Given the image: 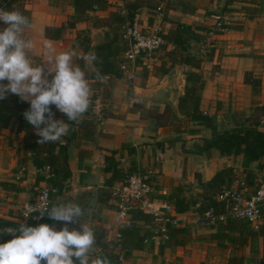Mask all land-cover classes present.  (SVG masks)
<instances>
[{
	"label": "crops",
	"instance_id": "crops-1",
	"mask_svg": "<svg viewBox=\"0 0 264 264\" xmlns=\"http://www.w3.org/2000/svg\"><path fill=\"white\" fill-rule=\"evenodd\" d=\"M20 2L30 14V27L22 35L33 44L29 53L32 64L44 65L49 56L75 52L73 64L84 70L92 96L99 77L92 75L95 71L92 61L78 57L93 52V49L85 50L83 44L96 46L92 45L94 35L101 36V31L107 30L99 20L114 11L118 0H108L106 9L90 11L86 20L67 28L56 40L45 37V27L66 23L75 13L73 1ZM160 3L161 18L151 14L154 7L142 8L147 22L157 25L163 34L170 32L176 23L203 28L198 31V39L190 40L188 49L194 56L207 51L201 56L203 61L198 70L204 80L200 111L211 117L219 132L242 123L243 117H258L257 121L264 126V0H160ZM217 18L225 21V31L212 38V46L204 51L201 36ZM45 41L53 45L54 51L43 47ZM125 48V42L118 41L119 58ZM166 48L170 50L173 45L168 43ZM162 59L168 60L166 55ZM166 67V73L159 67L112 77L105 92L103 116L88 131L79 122L89 118V109L78 121L70 122L58 111L56 119L68 125L67 133L59 141L69 139L71 177L60 194L51 196V202L58 204L64 192V203L87 208L79 219L87 218L95 236H102L107 242L115 240L120 226L114 200L107 194L121 180L114 179L112 171H104L105 156L114 152L113 159L117 162L114 168L121 172L128 171L133 161L138 170L153 171V196L174 205L178 223L172 227L186 230L178 236L182 243L153 237L142 249L128 251L115 264H248L252 251L257 253L253 264H264V260L260 261L264 257V219L259 229L235 218L213 228L198 226L193 220L195 204L203 203L208 183L217 171L230 168L231 177L223 186L240 176L246 179L250 192L257 179L264 178V169L257 161L245 162L241 155H222L214 147L207 148L213 131L203 121L180 123L184 116L178 111V98L184 93L185 72L193 68L185 64L170 65V62ZM247 74L259 83L255 86L247 82ZM168 117H174L175 124ZM23 137L24 132L18 133L12 122L0 131V218L18 223L23 204L46 185L36 175H47L46 170H37L31 153L24 151ZM99 250L95 245L89 249L93 264H98Z\"/></svg>",
	"mask_w": 264,
	"mask_h": 264
},
{
	"label": "trees",
	"instance_id": "trees-1",
	"mask_svg": "<svg viewBox=\"0 0 264 264\" xmlns=\"http://www.w3.org/2000/svg\"><path fill=\"white\" fill-rule=\"evenodd\" d=\"M21 0H0V5H5L8 11L18 10L27 16L30 20L29 10L25 9L20 2ZM75 6V13L72 17L60 26H46L44 35L48 39H59L67 28L75 27L77 22L84 21L88 18V13L95 10H103L107 8L108 0H72ZM17 3L14 7L13 4ZM160 0H128L125 3L127 9L126 14H121L117 11H111L108 16L101 18L102 26L107 27L104 32L105 39L94 47L90 44H83L85 50L93 49L97 55V61L93 62L95 71L92 73L93 77L99 75L109 74L111 76L120 77L123 72L119 68L121 58L118 53V38H121V28L126 21L132 19L134 11L139 7H156ZM96 6V8H94ZM198 29V30H196ZM201 26H190L181 23H176L174 27L164 34L168 43L173 45V48L166 52L167 61L160 66L162 73L168 72L166 67L167 62L170 65L185 64L193 69L185 72L186 85L184 93L178 98V111L188 121H203L213 131V135L207 143V148L214 147L219 150L222 155H241L245 162L257 161L260 168L264 169V128L262 129L260 122H252L246 119L244 123H240L233 128L219 132L217 126L209 115L203 113L199 109V100L201 90L204 85V80L198 72L201 66V58L190 54L188 51L189 43L192 39L200 37L199 30ZM92 53V52H91ZM195 69V70H194ZM251 75H246V81L252 85H257L259 82L255 79H250ZM30 107L29 102L21 101L19 96L15 94H7L5 99L0 100V131L6 128L9 123H14L18 133L24 132L23 148L24 151L31 153L32 162L37 170H47V175H36L37 180H45L49 187L56 188L55 194H60L65 188V182L71 177V171L68 166V138L66 142H54L38 144V137L34 127L29 124L23 117V112ZM55 113L56 119L58 110L54 105L51 106ZM47 115V114H45ZM65 121L70 122L67 118ZM94 119L83 118L80 124L88 131L94 125ZM134 150H132L133 153ZM111 155L105 156L106 165L104 171H112L114 179L121 180V171L114 168L117 162ZM23 165V164H22ZM21 165V166H22ZM135 162H131L127 175L133 172H138ZM232 170L224 168L215 173L208 183V190L203 204L215 203V195L219 192L222 186L229 181ZM124 179V178H123ZM54 203L51 202V206ZM132 223L129 226L118 228V235L116 240L107 242L103 240L102 236H95L99 253L96 256V261L104 262L106 264H115L125 257L128 251L134 249H142L144 244L152 239L154 233L152 229L145 228V225L153 226V217L150 214L143 213L140 210L132 212ZM52 220L45 215L39 222H28L29 226H37L41 223L50 224ZM246 222V221H244ZM143 223V224H140ZM18 222L3 220L0 218V243L7 242L13 236L5 232V229H17ZM186 233L184 228L170 227L168 230V240L176 239V243H182L183 240L178 236ZM17 235L19 233L17 232ZM91 259V258H90ZM92 261V259H91ZM242 258L240 259V263ZM43 264V262H42Z\"/></svg>",
	"mask_w": 264,
	"mask_h": 264
},
{
	"label": "clouds",
	"instance_id": "clouds-1",
	"mask_svg": "<svg viewBox=\"0 0 264 264\" xmlns=\"http://www.w3.org/2000/svg\"><path fill=\"white\" fill-rule=\"evenodd\" d=\"M0 22L7 25L0 30V100L10 93L29 102L30 107L23 112V117L34 127L39 138L37 143L57 142L67 133L68 125L54 118L51 106L65 114L68 121H78L90 106L86 74L79 65L73 64L77 54L65 51L49 56L47 64L33 65L29 58L33 44L22 35L24 29L30 27L29 18L18 10L0 9ZM43 47L54 51L48 41ZM78 59L95 62L98 57L92 52ZM53 63L54 67L51 66ZM37 211L39 217L36 219L47 215L65 226L56 230L47 223L37 226L23 223L17 229H7L5 232L13 238L0 243V264H93L88 254L95 242L92 229L83 223L78 229L69 230L68 227V224L79 223V218L84 215L78 204L69 202L29 208L24 215L28 217ZM98 264H106V261Z\"/></svg>",
	"mask_w": 264,
	"mask_h": 264
},
{
	"label": "built area",
	"instance_id": "built-area-1",
	"mask_svg": "<svg viewBox=\"0 0 264 264\" xmlns=\"http://www.w3.org/2000/svg\"><path fill=\"white\" fill-rule=\"evenodd\" d=\"M128 0H118L114 11L126 14L125 3ZM96 8V6H94ZM0 9L8 11L5 5ZM151 14L161 18L163 16V5L158 3L151 9ZM3 22H0V27ZM225 21L221 18L213 23L207 30L209 43L217 34L225 31ZM121 39L125 42L126 48L119 63L120 70L133 75L139 71H151L159 63L157 51L167 45L164 34L157 25H150L143 17V8L139 7L134 11L132 19L125 22L121 28ZM36 65H42L41 62ZM113 76L104 74L99 76V82L95 92L90 96L89 112L94 121L103 116L105 92L108 83ZM24 166L20 167V171ZM47 172V170H46ZM154 173L152 170L133 172L128 174L112 190V198L115 204L116 218L119 226L125 227L132 223V212L140 210L143 213L152 215L154 224L153 237L168 239V230L178 223L177 212L171 202L160 200L153 196ZM254 188L248 191V183L244 177L235 176L215 195V203L195 204L193 220L196 225L213 228L219 224L228 222L230 219L246 221L254 229H259L264 219V178H258ZM56 193V188L47 184L37 189L34 198L20 209L19 225L28 222H39V212H33L28 217L24 215L29 208H40L51 205V196ZM119 227V228H120ZM152 237V238H153Z\"/></svg>",
	"mask_w": 264,
	"mask_h": 264
},
{
	"label": "rangeland",
	"instance_id": "rangeland-1",
	"mask_svg": "<svg viewBox=\"0 0 264 264\" xmlns=\"http://www.w3.org/2000/svg\"><path fill=\"white\" fill-rule=\"evenodd\" d=\"M3 26H4V23H3ZM3 26L2 27H0V28H3ZM212 26V25H211ZM210 28V27H209ZM209 28H207L206 29V31L204 32V35H202L201 36V39H200V44L202 45V49H204V51H206L207 50V48H209V47H211V45H209V44H211V41H210V43H209V35L206 33L207 32V30H209ZM102 33H101V36H103V38H105V36H104V32L103 31H101ZM119 40L121 39V38H118ZM120 41H122V39L120 40ZM166 46L167 45H165V46H163L160 50H158L157 51V57H158V59H159V61H160V64L159 65H156L154 68H153V70H157V68H159L163 63V60H165V59H162V58H165V55H166V52H167V50H168V48H166ZM171 49V48H170ZM207 53V51L206 52H202V51H199V54L197 55V57H199V58H201V64H202V61H203V58L201 57V56H204L205 54ZM152 71V70H151ZM260 112V111H259ZM171 114V113H170ZM171 116V115H170ZM257 116V115H256ZM171 120V123H174L175 124V120H174V117H168V120ZM241 119H244V121L242 122V123H244L245 122V120L246 119H250L252 122H256L257 121V119H258V117H251V118H245V117H243V118H241ZM180 123L182 124V125H184V124H188V120L184 117V118H181L180 119ZM127 172L128 171H125V172H122L121 173V181L123 180V178H126V176H127ZM120 181V182H121ZM112 189V188H111ZM107 196L108 197H112V190H110V188L108 189V194H107ZM98 197H100V195L98 196ZM114 206H115V204H114ZM115 238V237H114ZM233 238H235L234 236H233ZM116 240V239H115ZM114 241V240H113ZM263 256H264V254H263ZM255 259H257V253H254V251H252L251 253H250V257H249V262H248V264H253V261L255 260ZM262 260H264V257H262L261 259H260V261L262 262Z\"/></svg>",
	"mask_w": 264,
	"mask_h": 264
},
{
	"label": "water",
	"instance_id": "water-1",
	"mask_svg": "<svg viewBox=\"0 0 264 264\" xmlns=\"http://www.w3.org/2000/svg\"><path fill=\"white\" fill-rule=\"evenodd\" d=\"M103 40V38L100 36V34L98 33V34H96V35H94V37H93V43H92V45H97V44H99L101 41ZM65 193L63 192L62 194H61V196H60V198H59V203H64V198H65V195H64ZM71 203H73V202H71ZM86 211H87V208L85 209ZM84 210V211H85ZM87 218H85V219H79V223H77L78 225L80 224V223H83V224H87V220H86ZM76 225V224H75ZM88 225V224H87ZM49 226H54L55 228H63L65 225H64V223H62V222H58V221H51L50 222V224H49ZM89 226V225H88ZM68 227H69V230H72L73 228H79V227H74V225L73 224H68ZM90 227V226H89ZM94 245L98 248V245H97V242H96V238H95V242H94Z\"/></svg>",
	"mask_w": 264,
	"mask_h": 264
},
{
	"label": "flooded vegetation",
	"instance_id": "flooded-vegetation-1",
	"mask_svg": "<svg viewBox=\"0 0 264 264\" xmlns=\"http://www.w3.org/2000/svg\"><path fill=\"white\" fill-rule=\"evenodd\" d=\"M61 229V228H60ZM59 228H56V230H60Z\"/></svg>",
	"mask_w": 264,
	"mask_h": 264
}]
</instances>
